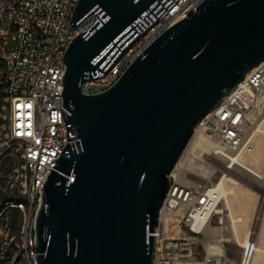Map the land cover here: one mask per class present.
<instances>
[{"label": "water", "instance_id": "water-1", "mask_svg": "<svg viewBox=\"0 0 264 264\" xmlns=\"http://www.w3.org/2000/svg\"><path fill=\"white\" fill-rule=\"evenodd\" d=\"M178 0H79L63 64L68 143L42 187L37 264H154L169 175L195 128L264 61V0H203L107 91L81 93Z\"/></svg>", "mask_w": 264, "mask_h": 264}, {"label": "built area", "instance_id": "built-area-1", "mask_svg": "<svg viewBox=\"0 0 264 264\" xmlns=\"http://www.w3.org/2000/svg\"><path fill=\"white\" fill-rule=\"evenodd\" d=\"M78 1L0 0V264H37L35 217L42 187L68 143L62 110L63 59L73 39L98 18L92 13L71 26ZM202 1L178 0L103 78L85 81L81 93L97 95L114 86L144 50L192 9L196 12ZM263 94L264 61L195 128L194 132L217 135L221 177L211 182L179 175L181 167L176 164L157 226L148 233L154 239V264H191L179 260L186 251L183 246L203 237L213 218L222 215L221 180L231 184L239 179L236 172L243 173V161L253 152L254 136L247 132L255 119L251 111ZM257 181L259 198L264 200V178ZM257 245L248 239L240 264H248Z\"/></svg>", "mask_w": 264, "mask_h": 264}, {"label": "bare ground", "instance_id": "bare-ground-1", "mask_svg": "<svg viewBox=\"0 0 264 264\" xmlns=\"http://www.w3.org/2000/svg\"><path fill=\"white\" fill-rule=\"evenodd\" d=\"M196 131L193 139L190 141L184 154L177 163V167H181L179 175L188 174L200 179H205L201 173H196L192 166V159L190 155H196V149H199L198 157L203 161H209L213 167H218L215 160L219 159L220 148L217 144L206 140L202 135ZM248 136H254L253 152L243 161V174L250 176L253 179L264 178V115L259 122H253L252 126L247 129ZM185 165L188 167L185 168ZM202 171L203 166H195ZM225 178H222V204L219 208L222 215L218 217L219 223L222 227L219 230L208 227V232L211 234H218L224 241L237 243L240 247H245L248 239H252L253 235L258 236V245L255 252L252 254L248 264H264V201L259 198L251 185L250 181L235 179L231 184L225 183ZM258 201V204L250 206L251 202ZM220 213V212H217ZM207 261L216 262L214 256H222L219 248L216 246L209 247L207 252Z\"/></svg>", "mask_w": 264, "mask_h": 264}, {"label": "rangeland", "instance_id": "rangeland-1", "mask_svg": "<svg viewBox=\"0 0 264 264\" xmlns=\"http://www.w3.org/2000/svg\"><path fill=\"white\" fill-rule=\"evenodd\" d=\"M251 115L255 117L253 122H259L261 118L264 115V94L258 101V106L255 107L251 111ZM195 131V130H194ZM196 132L193 133L190 141L193 139ZM199 135H202L206 140L211 141L218 145V138L217 135L212 131H198ZM189 141V143H190ZM188 143V145H189ZM187 145V147H188ZM186 147V148H187ZM185 148V150H186ZM184 150V152H185ZM183 152V154H184ZM198 153H200L199 149H196V155L193 156L190 155L188 160L192 159V166L190 169H193L196 173H201L205 176V180L211 181V182H217L220 177V167L222 166V162L220 159L215 160V164L218 167H213L208 163L207 161H203L200 157H198ZM182 154V155H183ZM181 155V157H182ZM180 157V158H181ZM180 160V159H179ZM202 165L203 170L200 171L195 166ZM188 167L185 165V168ZM189 168V167H188ZM235 175L245 181H250V185L252 189L257 192V189L261 187L260 183L256 179L251 178L250 176H247L243 173L236 172ZM264 201V200H263ZM253 204L257 205L258 201L254 202L252 201L250 206ZM213 229L219 230L222 227V225L219 223L218 217L215 216L211 222L210 225ZM220 235L218 234H211L209 232L205 233L203 237H200L198 240L188 241L186 245L183 247L186 248V251L183 252L184 257L179 258V260L184 262H189L191 264H213V261L208 262V250L211 246H216L219 248V252L222 254V256H214L216 262L219 264H240L241 263V257L243 253L242 247H240L237 243L233 242H227L223 240ZM253 239H255L258 243V236L253 235ZM175 253H180V251H176Z\"/></svg>", "mask_w": 264, "mask_h": 264}]
</instances>
